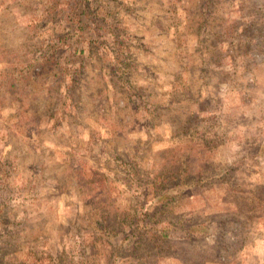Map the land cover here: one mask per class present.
<instances>
[{"label": "rangeland", "instance_id": "374dc122", "mask_svg": "<svg viewBox=\"0 0 264 264\" xmlns=\"http://www.w3.org/2000/svg\"><path fill=\"white\" fill-rule=\"evenodd\" d=\"M0 264H264V0H0Z\"/></svg>", "mask_w": 264, "mask_h": 264}, {"label": "trees", "instance_id": "16d2710c", "mask_svg": "<svg viewBox=\"0 0 264 264\" xmlns=\"http://www.w3.org/2000/svg\"><path fill=\"white\" fill-rule=\"evenodd\" d=\"M175 173H176V171H171L170 174L168 173V176L174 175ZM170 178L174 180V178H172V177H170ZM179 180H180V179H179ZM170 198H171V197H170ZM170 198H169V199H170ZM146 206H147V205H146ZM146 216H147V215H146ZM105 228H106V227H105Z\"/></svg>", "mask_w": 264, "mask_h": 264}]
</instances>
